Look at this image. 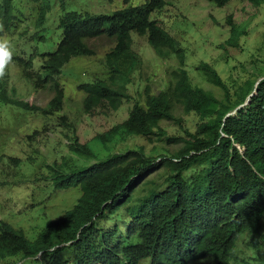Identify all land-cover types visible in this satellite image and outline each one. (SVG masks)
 Listing matches in <instances>:
<instances>
[{"label":"trees","instance_id":"obj_1","mask_svg":"<svg viewBox=\"0 0 264 264\" xmlns=\"http://www.w3.org/2000/svg\"><path fill=\"white\" fill-rule=\"evenodd\" d=\"M167 1L145 0L133 6L130 0H122V9L91 16L68 11L65 0H0V37L19 24L33 22V32L21 35L22 52L13 56L0 50V107L43 117L60 113L64 93L57 78L62 69L74 58L93 56L88 41L105 38L113 43L104 57L108 78L79 85L78 90L84 93V114L104 107L116 111L131 101L127 88L142 67L141 57L132 49V37H144L157 58L176 61V71L164 90L152 94L145 89L143 104L135 102L126 120L95 139L105 145L126 135L179 147L174 152L164 148L155 155L138 147L70 174L60 172L54 163L48 167L52 174L48 186L54 191L79 188L80 197L60 218L47 221L33 241L0 220V261L264 264V79L255 87L264 77L246 80L231 93L216 70L201 63L196 69L222 97L193 86L185 69V50L151 18ZM213 1L222 8L231 0ZM246 1L254 7L264 4V0ZM57 8L62 14L49 28V14ZM228 24L233 34L235 28ZM51 29L59 35L54 46L48 44ZM9 64L17 67L34 91L52 90L46 107L14 98L15 91L8 84ZM177 106L183 115H195L198 123L193 133L183 129L184 136L169 137L160 124L168 122L182 129L183 120L174 115ZM58 120L71 128L64 117ZM67 148L77 157L94 158L88 144H80L76 137L68 140ZM3 158L0 155V162ZM8 159L16 167L20 163ZM159 171L164 174L162 184L148 181L149 175ZM116 216L128 218L120 234L114 224ZM243 235L251 240L247 253L237 257V242Z\"/></svg>","mask_w":264,"mask_h":264},{"label":"rangeland","instance_id":"obj_2","mask_svg":"<svg viewBox=\"0 0 264 264\" xmlns=\"http://www.w3.org/2000/svg\"><path fill=\"white\" fill-rule=\"evenodd\" d=\"M65 2L68 3V11L91 16L109 15L123 8L122 0ZM144 2L145 0H130V5L138 6ZM61 14L59 8L51 10L49 28L56 25V19L58 20ZM151 18L157 20L185 50V69L193 86L211 91L218 99L222 97L221 92L208 84L196 69L201 63L212 66L231 93L246 80L255 81L264 77V4L254 7L246 0H231L219 8L213 0H168L162 11L154 13ZM229 22L235 28L233 34L230 32ZM26 31L33 32L32 21L19 24L11 33L0 37V50L10 51L13 56L18 55L25 48L21 35ZM24 36L27 37L26 34ZM48 38V44L54 46L59 40V35L51 29ZM132 39V49L141 57L142 67L140 72L132 75L127 88L131 101L123 103L118 110L112 111L104 107L86 115L82 110L84 93L78 90L79 85L108 78L104 57L113 47V43L105 38L88 41V46L94 51L93 56L75 58L62 69L57 78L64 93L60 113L43 117L20 109L0 107V155L5 157L0 162V220L22 230L29 240L35 239L47 221L56 220L70 210L81 195L79 188L54 191L48 186V181L52 182L48 167L54 163L60 172L70 174L86 169L113 154L138 147L143 148L148 155H155L164 148H168L170 152L179 148L175 145L166 147L163 141L155 139L147 141L141 137L126 135L105 145L95 139L126 120L135 102L143 104L145 89L152 94L164 90L172 79L171 73L176 71V61L157 58L146 38L133 35ZM234 43L235 47L231 46ZM52 49L54 48H49ZM34 64L39 67L38 60H35ZM8 75L9 88L15 91L14 98L17 100L44 108L53 97L54 93L50 88L34 91L30 84L21 78L19 70L13 64L8 65ZM174 115L183 120L182 129L168 122L160 124L169 137L184 136L183 129L194 132L198 123L195 115H183L179 106L176 107ZM59 117L66 119V124L74 129V134L71 128L62 126ZM35 132L37 134H34ZM72 137H76L80 144L87 143L94 158H80L72 154L67 148L68 140ZM8 157L18 159L19 165L14 166ZM163 178V172L159 171L149 175L148 181L162 184ZM126 221L127 217L116 216L114 224L119 228L118 234L124 231ZM250 240V237L245 235L239 237L237 257L247 253ZM8 263L14 262L0 261V264ZM148 263L149 260H144L140 264ZM204 264L212 262L206 260Z\"/></svg>","mask_w":264,"mask_h":264},{"label":"water","instance_id":"obj_3","mask_svg":"<svg viewBox=\"0 0 264 264\" xmlns=\"http://www.w3.org/2000/svg\"><path fill=\"white\" fill-rule=\"evenodd\" d=\"M264 78H261V79H259V81L256 83V85H255V87L259 84V82H261L262 80H263ZM255 91H253V93H254ZM252 93V94H253ZM252 95H250L248 98H247V101L250 99V97H251ZM246 104V103H245ZM229 116V115H228Z\"/></svg>","mask_w":264,"mask_h":264},{"label":"clouds","instance_id":"obj_4","mask_svg":"<svg viewBox=\"0 0 264 264\" xmlns=\"http://www.w3.org/2000/svg\"><path fill=\"white\" fill-rule=\"evenodd\" d=\"M123 7H124V6H123ZM74 59H75V58H74ZM72 60H73V59H72ZM233 113H234V112H233ZM233 113H232V114H233ZM232 114H231V115H232ZM229 115H230V114H229Z\"/></svg>","mask_w":264,"mask_h":264}]
</instances>
